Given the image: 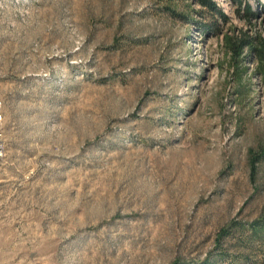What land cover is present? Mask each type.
I'll use <instances>...</instances> for the list:
<instances>
[{
	"label": "rangeland",
	"instance_id": "374dc122",
	"mask_svg": "<svg viewBox=\"0 0 264 264\" xmlns=\"http://www.w3.org/2000/svg\"><path fill=\"white\" fill-rule=\"evenodd\" d=\"M0 0V264H264V0Z\"/></svg>",
	"mask_w": 264,
	"mask_h": 264
},
{
	"label": "trees",
	"instance_id": "16d2710c",
	"mask_svg": "<svg viewBox=\"0 0 264 264\" xmlns=\"http://www.w3.org/2000/svg\"><path fill=\"white\" fill-rule=\"evenodd\" d=\"M202 7L208 8L213 13L219 15L223 19H227L226 13L223 11L222 7L217 4L216 0H195ZM238 3L242 2V0H236ZM258 2V0H255ZM245 14L247 16H251L254 12L251 9V6L248 3V0L245 1ZM251 231L254 235H258L260 238H264V223H254L251 224Z\"/></svg>",
	"mask_w": 264,
	"mask_h": 264
},
{
	"label": "built area",
	"instance_id": "2783aa9c",
	"mask_svg": "<svg viewBox=\"0 0 264 264\" xmlns=\"http://www.w3.org/2000/svg\"><path fill=\"white\" fill-rule=\"evenodd\" d=\"M1 121H2V114L0 112V123H1ZM0 137H1V127H0ZM3 150H4L3 145L0 143V156H2Z\"/></svg>",
	"mask_w": 264,
	"mask_h": 264
}]
</instances>
